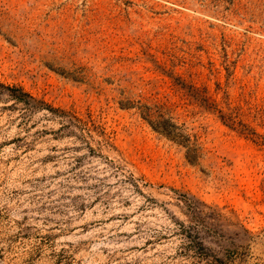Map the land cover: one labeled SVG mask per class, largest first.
I'll return each instance as SVG.
<instances>
[{
    "label": "rangeland",
    "instance_id": "1",
    "mask_svg": "<svg viewBox=\"0 0 264 264\" xmlns=\"http://www.w3.org/2000/svg\"><path fill=\"white\" fill-rule=\"evenodd\" d=\"M223 113L264 137V0H0V264H264Z\"/></svg>",
    "mask_w": 264,
    "mask_h": 264
},
{
    "label": "trees",
    "instance_id": "2",
    "mask_svg": "<svg viewBox=\"0 0 264 264\" xmlns=\"http://www.w3.org/2000/svg\"><path fill=\"white\" fill-rule=\"evenodd\" d=\"M23 95L29 96L31 99H34L32 96L29 94H26L22 92ZM17 99H21L19 96H15ZM207 103L208 101L205 100ZM27 105H32L28 104L25 102ZM139 113L141 117L145 120H147L155 129L165 133L166 135L170 136L172 139L177 141L178 143L184 144V140L180 138L181 136L179 133L176 132V125L171 121V118H165V113L162 111V106L158 105H152L148 106L146 104H141L140 106H137ZM221 112V111H220ZM221 119L226 123L229 127L233 129H237L240 133L245 134V135H251V136H257L258 138H261L262 141L260 142V145L264 146V137L257 135L254 130H252L247 124L241 122V121H236L235 116L232 114H227L223 113L220 115ZM195 150H191L189 154H187V157L190 161H194L196 158L194 155ZM248 232L247 230H245Z\"/></svg>",
    "mask_w": 264,
    "mask_h": 264
}]
</instances>
